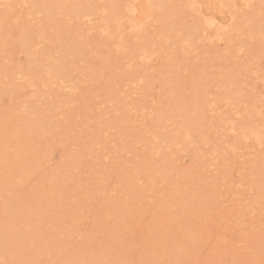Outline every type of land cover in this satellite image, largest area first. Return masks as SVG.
I'll use <instances>...</instances> for the list:
<instances>
[{
	"label": "rangeland",
	"instance_id": "rangeland-1",
	"mask_svg": "<svg viewBox=\"0 0 264 264\" xmlns=\"http://www.w3.org/2000/svg\"><path fill=\"white\" fill-rule=\"evenodd\" d=\"M0 264H264V0H0Z\"/></svg>",
	"mask_w": 264,
	"mask_h": 264
}]
</instances>
